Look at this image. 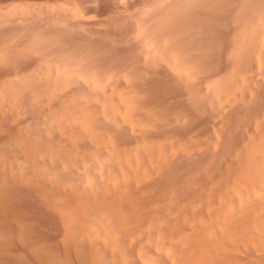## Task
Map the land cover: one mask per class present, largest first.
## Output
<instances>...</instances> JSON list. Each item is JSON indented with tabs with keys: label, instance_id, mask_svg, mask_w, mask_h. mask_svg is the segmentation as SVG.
Instances as JSON below:
<instances>
[{
	"label": "rangeland",
	"instance_id": "obj_1",
	"mask_svg": "<svg viewBox=\"0 0 264 264\" xmlns=\"http://www.w3.org/2000/svg\"><path fill=\"white\" fill-rule=\"evenodd\" d=\"M0 60L1 264H84L88 247L64 240L54 204L78 198L94 215L87 179L98 201L116 203L105 177L133 179L135 157L151 168L149 149L170 162L128 192L166 227L264 148V0H0ZM121 98L134 105L132 124L114 113Z\"/></svg>",
	"mask_w": 264,
	"mask_h": 264
},
{
	"label": "bare ground",
	"instance_id": "obj_2",
	"mask_svg": "<svg viewBox=\"0 0 264 264\" xmlns=\"http://www.w3.org/2000/svg\"><path fill=\"white\" fill-rule=\"evenodd\" d=\"M69 8H72V7H69ZM73 9H75V8H73ZM75 11H76V9H75ZM232 39H234V38H232ZM153 67H154V65H153ZM196 73H198V72H196ZM260 77H261V75H260ZM262 78H263V76H262ZM61 79H62V77H61ZM70 80H72V79H70ZM187 80H190V79H187ZM65 81H66V79H65ZM57 83L58 82H56L55 84H57ZM185 83L186 82H184V84ZM188 83H189V81H188ZM188 83H186V84H188ZM59 86H61V85H58V87ZM107 86H109V83ZM188 86H186V87H188ZM54 87H56V86H54ZM62 87L63 86H61V88ZM214 87H216V86L214 85L211 89L209 88L210 91H212V89ZM91 88L93 89V87H91ZM91 88L89 87V89H91ZM96 88H94V90ZM3 91H4V89H3ZM23 91H24V88H23ZM100 91L101 90H99V92ZM54 92H55V90H54ZM66 92H68V90ZM190 92H192V91L190 90ZM56 93H57V91H56ZM97 93H98V89H97ZM196 93H198V92H196ZM100 94L101 93H99V95ZM220 94L222 95V92ZM241 94H242V92H241ZM207 96H209V95H207ZM236 97H237V92H234L232 95L226 94L224 96V100H223L224 106H225V104L230 102L232 99L234 101V99ZM105 98H106V96H105ZM122 98H123V96H122ZM122 98L119 101V104H120L119 107L117 109H113L114 113L119 115L122 118V120L124 122H126L127 124H132L134 105L131 101L127 100V98L126 99H122ZM11 99H12V97H11ZM217 99H218V97H217ZM98 100L102 101V99H98ZM1 103H2V101H1ZM96 104H98V102ZM103 105H104V103H103ZM228 105L229 104H227V106ZM227 106L225 107L226 109H227ZM211 107L214 108L213 105H211ZM222 108H224V107H222ZM225 110H223V112ZM222 114H219V116ZM219 116H218V118H219ZM178 121H179V119H178ZM260 121H261V119H260ZM73 125H74V123H73ZM143 125H145V124H143ZM83 126H84L85 130L87 131V134L90 137V141L95 146H97V147L100 146V147H103L107 150L112 149V152H113V150H114L113 145H112L111 141L109 140L110 136L108 139L107 138H100L94 132H92V130L90 129V127H88L86 122L83 123ZM256 127H258V126H256ZM147 130H149V129H147ZM166 131H167V129H166ZM261 134H262V132H261ZM157 135H158V133H157ZM260 137H262V136H260ZM144 142H146V141H144ZM144 142L142 141V143H144ZM151 142H152V140H151ZM257 145H259V144H257ZM158 146H157V149H158ZM191 147H193V146H191ZM143 148H145V147H143ZM159 148H160V146H159ZM248 151L249 152L247 154H245L244 156H242L243 154L241 155L242 157H240V159H239L240 161L238 160L239 161L238 166L233 171H230L229 174L227 176L223 177L219 182L213 183L212 185H210L208 189L202 190V192L198 198L199 201H197L199 204L195 203L198 205L193 207L192 209L189 208V211L191 210L190 216L187 217L186 210H188V209H186V210H184L186 217L183 215L180 218L171 219L170 224L165 227L162 224L159 225L157 222H155L151 218L142 217L139 213L140 207H139L138 203L128 192L129 186L132 182L135 184H139V186H141L140 185L141 182H143V181L146 182L147 180L149 181V178L151 177L152 173L158 172L162 167L168 165L170 162V158H169L168 154L166 155L161 150H158L157 152L153 153V150L149 149V160H151L149 165L151 164L150 165L151 168L148 165L147 166L149 167V169H148V167H145L146 164L144 166H142L143 162L141 163V161L139 159H136V157H135V164L132 165L133 169L131 170L133 172V179H128V178H126V176L115 177L113 175H108L105 177V185H106L107 189L110 190L112 196L117 200L116 203L115 202L112 203L110 201H104V202L98 201L94 197V195L92 194L93 193V185H92V182L90 183V181H88V179H87V186L86 185H83V186L88 187L89 191L91 192L90 205H91V207L95 213L94 215H91L87 211L85 206L80 201H78L77 197H76L77 200L76 199H71V200H67V201L62 200L63 202H61V203H55L54 202L55 203L54 204V210L57 213V215L59 216L60 221H61V225L63 228L64 240L70 242L72 245H79V243H81V242L86 243V245L88 247V255H87V259H86L84 264H133L134 262H136L137 264H264V148L258 149V148L252 147ZM186 154H188V153H186ZM50 155H52V154H50ZM117 156L120 157V154H117ZM138 156H139V154H138ZM147 157H148V155H147ZM129 158H132V157H129ZM129 158L126 155H123V160H124L125 164L129 163V161H130ZM115 159H117V158H115ZM144 159H146V158H144ZM109 163H110V161H109ZM100 164L102 166V163H100ZM115 165L113 164V167ZM107 166H109V165H107ZM231 166H230V168H231ZM103 168H105V167H103ZM69 169L71 170V168H69ZM100 170H102V167ZM107 170H109V169H107ZM123 171H124V168H123ZM84 175L87 177L86 172H84ZM161 175H162V173H161ZM90 177H91V175H90ZM155 179H156V177H155ZM89 180H91V179L89 178ZM82 182H84V181H82ZM80 184H82V183H80ZM143 184H144V182H143ZM139 186H138V188H139ZM85 187H84V190H85ZM154 189H153V191H154ZM62 191H63V189H62ZM68 191L69 190H67V192ZM65 192H66V189H65ZM72 194H74V193H72ZM86 194H88V193H86ZM86 194H85V196L87 197ZM68 195H69V193H68ZM10 198H11V196H10ZM3 200L0 196V210L5 209L6 203ZM8 200H10V199H8ZM188 200H189V198H188ZM193 202H194V200H193ZM188 204H191V203H188ZM125 205L130 207V209H131L130 214H126L123 211V206H125ZM180 205L182 206V204H180ZM182 209H183V207H182ZM0 213L4 216V214H3L4 211H3V213L2 212H0ZM181 213H183V212H181ZM110 223H112V226L110 225ZM249 255H252V256H249ZM64 256H65L66 260L72 259L73 254L71 251H67L64 253ZM2 260H1V262H2Z\"/></svg>",
	"mask_w": 264,
	"mask_h": 264
}]
</instances>
